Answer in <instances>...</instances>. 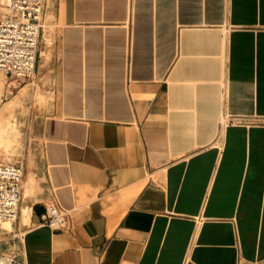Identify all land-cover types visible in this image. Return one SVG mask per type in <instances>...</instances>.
Masks as SVG:
<instances>
[{"label":"crops","instance_id":"0c3cea01","mask_svg":"<svg viewBox=\"0 0 264 264\" xmlns=\"http://www.w3.org/2000/svg\"><path fill=\"white\" fill-rule=\"evenodd\" d=\"M36 70L50 95L28 105L0 251L264 264V0H47ZM51 202L64 228L43 221Z\"/></svg>","mask_w":264,"mask_h":264},{"label":"built area","instance_id":"2783aa9c","mask_svg":"<svg viewBox=\"0 0 264 264\" xmlns=\"http://www.w3.org/2000/svg\"><path fill=\"white\" fill-rule=\"evenodd\" d=\"M46 6L47 0H0V72L16 78L35 73ZM3 8L6 14L1 13ZM23 180L22 162L0 158V227L19 217ZM43 221L54 228H64L68 210L57 202L48 203ZM0 264H22V261L13 253L0 251Z\"/></svg>","mask_w":264,"mask_h":264},{"label":"rangeland","instance_id":"374dc122","mask_svg":"<svg viewBox=\"0 0 264 264\" xmlns=\"http://www.w3.org/2000/svg\"><path fill=\"white\" fill-rule=\"evenodd\" d=\"M6 14V10H1ZM37 71V70H36ZM35 74L30 77H10L0 72V87L5 90L0 96V158L20 161L35 121L28 119V105L37 106L49 99L50 93L39 85ZM23 103V105H22ZM4 224H9L6 222Z\"/></svg>","mask_w":264,"mask_h":264}]
</instances>
